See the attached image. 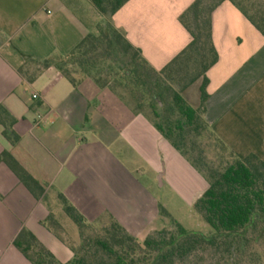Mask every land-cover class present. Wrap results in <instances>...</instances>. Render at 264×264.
Wrapping results in <instances>:
<instances>
[{
    "label": "crops",
    "instance_id": "1",
    "mask_svg": "<svg viewBox=\"0 0 264 264\" xmlns=\"http://www.w3.org/2000/svg\"><path fill=\"white\" fill-rule=\"evenodd\" d=\"M193 2L131 0L109 22L160 71L191 42L179 16ZM106 22L91 0H0V106L13 119L6 122L9 137L0 123V156L9 152L44 189L37 197L0 163V264H32L13 245L23 227L61 263L71 261V249L44 225L52 214L78 240L60 195L89 223L110 214L144 241L169 223L161 208L171 216V199L194 207L209 189L151 121L110 88L90 78L74 87L54 67L33 82V65L20 72L28 58L68 54ZM212 24L219 60L207 74L205 119L237 157L264 161V37L230 0ZM38 116L46 122L36 124Z\"/></svg>",
    "mask_w": 264,
    "mask_h": 264
},
{
    "label": "trees",
    "instance_id": "2",
    "mask_svg": "<svg viewBox=\"0 0 264 264\" xmlns=\"http://www.w3.org/2000/svg\"><path fill=\"white\" fill-rule=\"evenodd\" d=\"M91 1L107 22L68 54L55 53L43 60L28 58L20 72L28 74L33 65L36 69L27 76L33 82L44 70L54 67L74 87L90 78L125 100L129 96L135 111L145 115L209 183L193 208L213 233L206 236L188 231L161 208L169 223L140 243L110 214L89 223L60 195L63 211L77 229L79 243L54 215H49L44 225L71 249V261L61 263L24 227L13 245L32 264H264V161L256 155L237 157L205 119L207 74L219 60L212 16L226 0H194L179 16L191 42L160 71L109 22L131 0ZM230 1L264 37V0ZM195 84L199 91L197 106L183 96ZM9 119L13 121L0 106V123L7 137ZM0 163L7 164L37 197L43 194L39 182L9 152L1 154Z\"/></svg>",
    "mask_w": 264,
    "mask_h": 264
},
{
    "label": "rangeland",
    "instance_id": "3",
    "mask_svg": "<svg viewBox=\"0 0 264 264\" xmlns=\"http://www.w3.org/2000/svg\"><path fill=\"white\" fill-rule=\"evenodd\" d=\"M119 92L123 93L121 89ZM198 93V84H195L188 88L183 93V96L189 103L197 106L199 103ZM126 98L129 102H132L129 96H126ZM166 193V190H159L158 188L156 190V195L158 197H166ZM170 202L171 203L169 207H167V211L171 214V217L179 222L186 230L198 232L206 236H210L213 233V229L202 220L200 215L194 210L193 207L183 204L178 199H171ZM76 242L79 243V240H76ZM139 242L143 243L144 241Z\"/></svg>",
    "mask_w": 264,
    "mask_h": 264
},
{
    "label": "built area",
    "instance_id": "4",
    "mask_svg": "<svg viewBox=\"0 0 264 264\" xmlns=\"http://www.w3.org/2000/svg\"><path fill=\"white\" fill-rule=\"evenodd\" d=\"M38 96L37 95H33V99H36ZM46 122V118L43 117V116H38V119H37V123L36 124H41V123H44Z\"/></svg>",
    "mask_w": 264,
    "mask_h": 264
}]
</instances>
